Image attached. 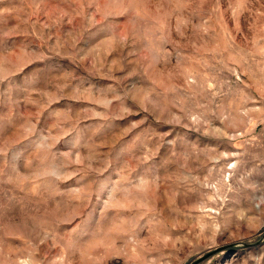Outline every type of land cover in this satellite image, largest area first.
Wrapping results in <instances>:
<instances>
[{
  "label": "rangeland",
  "instance_id": "obj_1",
  "mask_svg": "<svg viewBox=\"0 0 264 264\" xmlns=\"http://www.w3.org/2000/svg\"><path fill=\"white\" fill-rule=\"evenodd\" d=\"M0 264H264V0H0Z\"/></svg>",
  "mask_w": 264,
  "mask_h": 264
}]
</instances>
